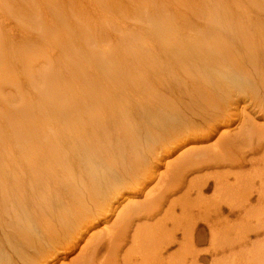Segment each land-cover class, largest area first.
<instances>
[{
  "label": "bare ground",
  "instance_id": "obj_1",
  "mask_svg": "<svg viewBox=\"0 0 264 264\" xmlns=\"http://www.w3.org/2000/svg\"><path fill=\"white\" fill-rule=\"evenodd\" d=\"M2 1L7 5L3 3L0 5L3 4L5 8L8 6L7 10L5 8L3 10L5 14L9 13L8 15L17 20L21 16L27 28L21 29L26 31L33 28L39 34L37 33L36 36L32 34L19 35L18 37L13 35L7 40L3 39L2 33L0 34V63H22L30 82L27 90L35 91L30 94L25 93L22 86L14 88L17 85V77L13 78L12 81H6L0 77V235H5L7 239L5 242L9 244L11 251L7 250L16 256L14 259L9 253L0 251V264H49L63 253L68 256L74 254L75 248L77 245L81 246L80 244L83 246L79 252L63 264H120V262L133 264L130 262L137 254L138 257H141L142 264H152L147 260V251L149 254L155 252L151 251L155 247H152L154 234L152 226H133L134 223L141 219L153 217L170 195L179 193L185 186L187 172L197 173L209 170V168H218L219 170L222 168L233 169L234 167V169H239V167H243L242 161L244 159L235 160L237 159L235 155L241 154L240 156H242L244 151L235 149L243 146L249 151L252 150V153H259L258 148L252 145L254 135L258 139L255 144L257 143L256 145L259 147L261 145V148L264 145V127L257 130V128L254 129L253 125L248 127V123L243 122L238 131H226V128L229 127L224 111V107L234 105L239 101L238 97H235V90H237V85L238 87L241 85L238 83L240 79L251 78L256 84H260L264 90V60H260L261 57H264V0H206L201 6V13L191 9L190 15L186 11L190 9L189 2L181 4L185 9L182 11L177 9L176 5L169 7L157 5V2L164 3V0H142L144 3H142V7H138V13L143 11L147 16V21L151 22L150 28L152 27L155 41L159 42V45L150 44L151 46L145 47L146 49L143 48L144 51L135 45L138 43L139 37L141 41L142 35H136L133 32L135 37L131 32L124 34L126 32L123 30H127L126 28L115 27L112 30L108 27L101 28L98 31V36H93V40H90L89 35L87 36L83 32L85 26L80 31L79 18L74 15L73 17L70 16L71 9H73L72 0L65 1L67 5L69 3V6L64 0L52 2L55 8L54 18L49 15L48 9L51 8L49 7L48 9L45 8L47 19L43 12L44 8L40 5L37 8L32 4H36L39 0H26V3L31 2L30 6L21 2L25 0ZM77 1L79 0H74V2ZM101 1H103L102 10L95 9V5L93 6V12L98 16L97 18L110 15L112 19L105 22L120 25L121 20L119 19H123L124 16H115L118 14L115 13V10L120 11L119 14L122 13L121 9L123 8L118 10L119 5L123 6L122 0ZM43 2L44 0H42ZM46 2H48V6L49 4L51 6L50 0H46ZM170 3L173 4L174 2ZM3 5H1L2 8ZM168 17L169 20H167ZM79 23L81 24V22ZM103 26H106L104 22ZM57 27L58 30H54ZM195 28H201V31L193 36L191 31ZM122 34L133 36V39L137 41L136 43L133 41L134 45L139 51L128 52L131 49L130 46L133 45L132 40L128 43L125 42V44L120 41V48L114 47L112 49L110 43L114 40H121L122 36L124 38L125 36ZM68 35L72 36L71 41L61 44L55 50L61 48L60 52L62 53L63 48L70 44L71 52L74 53L64 55L67 58L65 60L78 64H72L71 68L66 66V70L59 67V71H55L50 65L56 60V54L50 53L55 50H49L47 43L51 42L52 37L53 44H55L61 39L60 37L65 36L66 38ZM48 36L52 37L49 39ZM189 38L190 40L186 42L185 39ZM146 42L152 43L148 39ZM146 42L141 46H144ZM15 45L17 46L15 47ZM51 47L54 48V46ZM132 48L134 47L132 46ZM64 52L63 54H65ZM161 54H164L162 57L167 60V63H165L166 60L161 61ZM154 57L158 62L154 60ZM82 59L86 63H80L83 61ZM146 59L147 62L149 59V63H145ZM70 62L67 63L70 64ZM168 63L169 81L164 85L162 73H164L165 67L168 68ZM198 63L204 64L200 66ZM3 65L5 66V64ZM10 71L14 72L12 69ZM5 72L8 73L5 69L4 71L0 70V75ZM50 72H53L52 78L47 76ZM214 80L215 83H213ZM229 80L236 84L231 85ZM160 86L167 88L165 90L169 91L171 98L182 95L184 110L187 109L191 114L197 109L204 110L211 117L207 124L222 125L223 128L221 131L219 130L218 139L207 148L205 147L206 149L188 154L186 152L187 155L185 154L184 158L181 157V160L178 159L174 169L169 170L168 164L166 165L165 172H168L166 175L174 176L172 178L173 186L171 185L169 192H163L161 189L154 190L155 193L153 194V191L149 190L150 192H145V198L143 197L144 203H132L128 200L130 197H125V194L138 192L137 189L142 186V182L139 180L140 183H138L136 171L134 172V168L131 169L129 166L131 160L118 162L116 155L118 154L119 157L122 156L123 158V151H126V148L123 147L124 149L121 151L118 147L117 153L115 150L117 144L113 148L112 142L116 139L119 143L121 137L124 136L131 143L132 133L135 130H132L131 126V131H128L126 122L128 119L134 118L139 112L134 106L130 107V101L141 106L146 95L145 90H147V95L150 94L148 96L152 95L151 97L157 99L160 97L158 92ZM157 103L159 102L157 101ZM154 104L156 103L154 102ZM127 106H129V114H124ZM152 106L150 105V107ZM172 107L174 108V106ZM180 109L178 107V110ZM214 110L216 113H213ZM219 110L222 112L220 120L217 113ZM148 111V115L152 113L151 110ZM175 111L172 113L174 114ZM183 112L179 116L185 122L186 131L188 128L194 130V125L197 127L201 125L193 123L195 121L190 123L189 119L186 122ZM172 113L169 114L173 115ZM131 115L133 116L131 117ZM153 116L151 115V117ZM216 116L217 118H215ZM155 118L157 119V117ZM204 122L206 123L205 120ZM213 124V128L209 125V130L215 128ZM170 125L168 126L170 127ZM151 126L150 128L153 127ZM147 127L149 126L147 125ZM162 127L165 128L164 125ZM117 128H126L123 131V136L116 130ZM171 130L174 133L177 132L175 128ZM180 131L183 132V130ZM154 133L157 135L156 131ZM189 134L192 136V132ZM155 135H150L151 141L155 139ZM185 135L184 137L188 136ZM156 137L161 136L157 135ZM127 151L130 150L127 149ZM135 159L137 160V158ZM262 162L264 164V160ZM145 173H142V178L147 175ZM213 174L214 198L218 200L214 201L217 204L216 209L218 211H216L218 214L222 212L221 207H225L231 215H234L238 209H236L237 207L234 208L236 204L234 203L233 206L230 201L236 200L240 210L238 211L239 214L235 215L238 222H233L237 223V225L235 224L236 227H241L236 229L238 230L236 234H243L244 238H247L250 232L259 236L264 228V226L257 225H264V167L259 172L258 185L249 184V180L245 178L248 176L246 173V175H238V178L236 175L237 181L234 185L228 184V180V183L224 182L220 172ZM162 175H164L163 180L167 179L168 175L166 177L165 174ZM224 175L227 177L226 174ZM207 176L193 177L189 181L187 189L189 192L196 191L198 198L195 200H202L201 196L210 188V181L208 182L206 179ZM137 177L141 178L140 176ZM171 177L169 178L171 179ZM169 178L168 181H170ZM165 186L163 185V187ZM247 187H249V193L245 192ZM242 194L243 196H241ZM254 194L257 197V202L251 207L252 204L250 205V203ZM245 202L246 204H244ZM177 203L185 209L186 200L180 198ZM175 204L173 203V206ZM249 207L250 209H248ZM173 211L174 209L171 213ZM261 212L262 215H260ZM209 216L206 214L193 221H191V217V222L183 230V240L191 244L193 251L197 225L205 223L209 229V243L212 249L204 252L197 250L195 253L190 251L193 258L192 264H200L198 261L201 259L199 258L200 255H207L212 251L216 254L223 247H227L228 250L232 246V243L231 245L228 244L229 232L226 231L227 228L221 225L218 229L217 224L208 220ZM169 218L172 219V217ZM221 220L229 224L227 217ZM99 224H103L102 233H93V230H98ZM160 224L163 223L159 222ZM154 225V228L159 226ZM253 226L255 229H252ZM132 227H135L131 237L134 249L126 250L127 252L119 261L120 252L129 240ZM173 237L174 235L167 237L169 246L176 241ZM237 238L236 241H239ZM160 243L162 242L160 241ZM236 244L241 246L239 242ZM258 248H256V253H253L255 257L253 259H256L253 261L257 264H264V248H260L261 251ZM102 250L104 252L101 254ZM172 257L174 258L175 255Z\"/></svg>",
  "mask_w": 264,
  "mask_h": 264
},
{
  "label": "rangeland",
  "instance_id": "obj_2",
  "mask_svg": "<svg viewBox=\"0 0 264 264\" xmlns=\"http://www.w3.org/2000/svg\"><path fill=\"white\" fill-rule=\"evenodd\" d=\"M50 1H51V3L52 2H54V3L57 2L56 0H50ZM65 1H67V0H64V2ZM134 1L136 3L137 2L138 3L136 4ZM205 1L206 0H190V1L189 0H164L163 2L165 4L164 3H161V2H157V5H159L160 7H162V6H168L169 7L171 5H176V8L177 9H180L182 11H185L183 5H181V4L182 3H188L189 2V8L190 9H187L186 11L188 12V15H190L189 13L192 10H195L196 12L201 13V11H202L201 6L204 5ZM21 2L24 4V2L26 3V0L25 1H21ZM45 2H46V0H44L43 3H42V0H39L38 2H36V4H34V3H32V4L34 5V7H37L38 8V6L40 5V6H42V8H44L43 12L46 14V16H45L46 19H47V13H46L47 11L45 10V8L48 9L49 7H51V8L48 9L49 10V15L50 16L52 15V18H54L53 13H54V9L55 8L53 7V3L51 4V6H50V4L48 6L47 5L48 2H46V3ZM121 2L123 3V6L119 5L120 8H118V10L121 9V8H123V9H121L122 13L119 14L120 11L117 12L116 10H115V13H118V14H115L114 13L115 16L116 15L117 16L119 15V17L124 16L123 19L122 18L119 19V20H121L120 21L121 22L120 25L114 24V23L107 24L105 21H110L112 19L110 15H105L104 18L103 17L102 18H97L98 16L95 15V13L93 12V6L95 5V9H101L103 7V1H101V0H81V1L79 0L77 2H74V0H72V4L71 5H72V8L73 9H71L70 16L73 17V15H74L77 18H79L80 21L79 20L78 21L81 22V24L78 22L79 29L81 31V29H83V27L85 26L86 28L83 30V32L86 33L87 36L89 35L88 38H90V40H93V36L94 37L96 35L98 36L99 29H101V28H107V27L110 30H112L115 27H118V28H126L127 30H125V29L123 30V31L126 32L124 34H128V32L129 33L131 32L132 35H133V33H135L136 35L139 34L140 36L142 35V37H143V38H141V41H140V37H139V39H137L138 43L135 44L137 42L135 39H133V36L135 37V35L131 36L129 34L130 36H125L124 34H122V35L125 36L124 37L125 39L122 36L121 40L118 39V40L112 41L110 43V45H112V46H110L112 49L114 47L119 49L120 48V41H122L123 44H125V42L128 43V41H130V40H132L133 45H131V43L129 44V46L131 45L130 46L131 49H129L128 52L131 51L132 53L135 52V51H139L138 48H141L143 50V48L148 47L150 44H153V46H155L154 44L159 45V42L158 41H155V36L153 35L152 27L150 28L151 22L149 23L147 21V16L143 13V11H141L140 14L138 13V11H139L138 10V7H142V3H144V2H142V0H122ZM170 2H174V3L171 4ZM0 3L6 4L2 0H0ZM65 3L67 5V2H65ZM3 4H1V5H3ZM26 4L30 6L31 5V2H27ZM44 4H46L48 7L46 5L44 6ZM140 4H141V6H140ZM1 5H0V34L2 33L1 36L4 37L3 39H6L7 40L8 38H11L13 35H16L18 37L19 35L20 36L21 35L22 36L23 35H26L27 36V35H31L32 34V35H35L36 36L37 33L39 34V32L38 31H35L33 28H29V30H26V31L23 30V29H21V28H26V25L22 21L21 16H19V18H18L19 20H17L16 18L8 15L9 13L8 14H5V12H3L5 6L3 5L4 7L2 8ZM67 6H69V3H68ZM124 6H125V9H124ZM7 9H8V6H7V8H5V10H7ZM50 9H51V11H50ZM74 20H76V19H74ZM167 20H169V17L167 18ZM103 22L106 24V26H103ZM49 25H51V23H49ZM22 26H24V27H22ZM56 29L58 30V27L55 28L54 30H56ZM66 30H67V28H66ZM199 31H201V28H199V29L198 28H195V29H193L191 31V35L195 36V35L199 34L198 33ZM54 32H56V31H54ZM148 34H150V35H148ZM145 36H146V38H145ZM51 37L52 36H48L49 39ZM119 37H121V36H119ZM52 38H51V42L50 43H47V45H49V50H51V49H54L55 50V48L59 47L61 44H64V43L66 44V43L70 42L71 39H72V36L68 35L66 38H65V36L63 38L60 37L61 38V39H59L60 41L58 40V42H56L55 44H53ZM147 39H148V41H151L152 43L149 42V44H148L146 42ZM185 40L187 42V40H190V38L189 39H185ZM144 42H146L147 44L145 43L144 46L143 45L141 46V44H144ZM134 44L137 47L138 46L139 47L137 48ZM50 45L51 46H54V48H52ZM69 45L68 46H65L63 48L64 50H62V53L60 52L61 51V48H59L58 50H55V51L50 52V53H53L52 55L56 54V60L55 61L53 60L54 63L53 62L51 64L49 63L52 66V69L53 70H55V71L58 70L59 71L60 68H62L63 70H66V66H70V68H71L73 65L78 64V63H72L69 60L68 61L65 60L67 58H65L66 56H64V55H66L68 53L69 54L70 53H74V52H71L72 51L71 48H70L71 45L70 46ZM16 46L17 45H15V47ZM132 46L134 48H132ZM64 51H66V52H64ZM63 52L65 54H63ZM125 53H127V52H125ZM140 53H142V52H140ZM162 56H164V54H161L160 57H162ZM168 56H169V53H168ZM60 57H61V59H60ZM155 59L156 58L154 57V60ZM80 60H79V62H80ZM165 60H166L165 58H163V57L161 58V61L162 62H164ZM260 60L263 61L264 60V57H261ZM66 61L68 63L70 62V64H68ZM155 61H157V60H155ZM146 62H147V59L145 60V63ZM80 63H86V61L83 60ZM147 63H149V59H148V62ZM165 63H167V60H166ZM0 64L2 65L0 67V70L1 71H4V69H5V71H8V73L5 72V73H2L0 75V77L2 79H5L6 81H8V80L9 81H12L13 78L17 77V80H18L17 81V85H19V86L15 85L14 88L21 87L22 86V87H24V92L25 93H30L31 94V93H34L35 92V91L33 92V91H28L27 90L28 84L30 82H29V79H28V75H26L27 72H25V70L23 69L22 63L17 62V63H0ZM3 64H5V66ZM198 65L202 66L201 63H198ZM146 66H148V65H146ZM10 69H12L14 72L10 71ZM164 69H165V70H163L164 73H162V76H163V80L162 81L164 82V85H166L168 83V81H169V63H168V68L165 67ZM149 71H151V70H149ZM52 74H53V72H50L49 74H47V76H49L48 78H52L53 77ZM147 74H149V73L147 72ZM2 76H4V77H2ZM29 77H30V75H29ZM244 79H246V80L240 79V81L238 83H240L241 85H239V87L237 85L238 88L236 87L237 90H235V94H236L235 97L236 98L238 97L237 99H239V101H238L239 103L237 102V103H235L236 105L235 104L234 105L232 104V105H230L228 107L227 106L224 107L225 108L224 109L225 115L227 116V117L225 116L226 117V122H227V125L229 127V128H226V131H228V130H230V131H233V130L238 131V128L241 127V123H243V122L246 123V124L248 123V125H247L248 127H251L253 125L254 126V129L257 128V130H259L260 128L264 127V90L260 87V84H256V82L253 81L251 78H244ZM49 80H46V81H49ZM215 82L216 81L214 80L213 83H215ZM228 82H230L231 85L236 84L233 81H232L233 82V84H232V82L230 80ZM7 83H9V82H7ZM9 86L12 87V85H9ZM165 89H167V88L166 87H163V86H160V89L158 91L159 94H160L159 95L160 97H157V99H154L153 97H151L152 95L151 96H148L150 94L147 95V90H145L144 92H145L146 95L143 93V95H145V96L143 98V101L141 102V106L140 105L138 106L134 102H131L130 101V107L131 106H134L135 108H137V111L139 112L138 114H136L134 116V118L132 117L133 115H131L132 118L128 119V121L126 122L127 123L126 128L128 129V131H131V128H130L131 126H132V130H135V132L133 131V133H132V140L130 139L131 140V143H130L129 140H127L126 137L124 138V136H123L124 135L123 134V131L126 128H119V129L117 128L116 130H118V132L121 133L122 136H123V137H121V140L122 141L119 140V143H118L116 141V139H115L112 142V146L114 145L113 148H115V146L117 144V146H116L117 148L115 149L116 151H117L118 147H119V149L121 151H123V149L126 148L125 149L126 151H123V153H124L123 158H122V156L119 157L118 154L116 155L118 157V162L119 161L121 162L123 160L125 162H128L129 160H131L129 166L131 167V169L134 168V170H133L134 172L136 171L135 174H136V179L138 178V183H140L139 180L142 182V186L138 187V189H137L138 192H132V193H129V194H125V197H127V196L130 197L128 200L130 202H132V203L133 202L138 203V204L140 202H141V204L144 203L142 200H144V198H145L144 195H146L147 191L150 192L149 190L153 191L152 192L153 194L155 193V191H158V190H161V189H163V190H161L163 192H165V191L166 192H169V188L173 186V179L172 178L174 176H172L171 174H167L168 177H166L167 176L166 173H168V172H165L166 169H167V166L166 165L168 164L169 170L170 169H174V166H175L176 162H178V159L181 160L182 159L181 157L184 158L186 152L188 154V153H191L193 151H198V150L206 149L209 145H211L213 142H215L218 139V137L220 135L219 133H220V131L223 128L222 125H214L213 123H208L207 124V121H210L211 120L210 119L211 117L208 116L209 114L207 115L206 114L207 112H204V110L197 109V110H195V112L193 114L189 113L187 111V109L184 110L185 106H184V101L182 100V95H180V96H177L176 95V97L175 96H172V98H171V96H169V91H167ZM231 90H234V89H231ZM21 92H22V90H21ZM247 92H248V94H247ZM178 97H179L180 101H179ZM151 98L154 99V100H152ZM164 99H165V101H164ZM157 101L159 103H157ZM154 102L156 104H154ZM258 104H259V106H258ZM150 105L151 106L153 105L155 107H153V106L150 107ZM172 106H174V108ZM178 107H179V109L180 108L181 109L178 110ZM162 108H163V111L164 110L165 111L167 110L166 111L167 113L166 112H163L162 111ZM148 110H151L152 111V113H150L149 115H148V112H149ZM175 110H177V111H175ZM118 111H116V112L119 113ZM128 111H129V106H127V108L125 109L124 114L125 113H128L129 114ZM174 111H175V113L173 114L172 112H174ZM182 112L185 115L186 122L188 121L187 119H189L190 120V123L193 122V121H195L193 123H197L198 125L199 124H201V125H199L198 127L196 125H194L195 126V129L194 130H193V128L192 129L188 128V130H187L188 132H187L186 131L187 128L186 129L184 128L185 122H183V120L180 117ZM169 113L170 114L172 113L174 116L173 115H170ZM213 113H216V111L213 112ZM217 113H218L219 120H220L221 119L222 112L219 110ZM154 114H155V116H153ZM151 115L153 117H151ZM175 115H177L178 117L175 116ZM155 117H157V119ZM163 117L164 118L166 117V118L164 119ZM202 118H204V119L202 120ZM215 118H217V116ZM166 119H168V120H166ZM170 120L171 121L173 120L172 123H171ZM204 120L206 121V123L204 122ZM133 121H134V123H133ZM152 121L155 122L156 124L153 123ZM169 121H170V123H169ZM169 124H171V125L175 124V125H173L172 127L170 125V127H171L170 128L168 126ZM205 124H207L208 126L205 125ZM212 124L214 125L215 128L209 130V125L212 126ZM147 125L149 127L146 128ZM151 125L154 128L156 127L155 130H154V128ZM163 125H164L165 128L162 127ZM179 125H181L182 127L181 126L180 127L183 128V129H181L179 127ZM150 126L152 128H150ZM223 126H225V125L223 124ZM167 127H168V129H167ZM173 127L175 128V131L177 130L178 133L177 132L174 133L171 130V129H174ZM157 128L159 129V131H158ZM197 128H198V130H197ZM202 128H203V131H201ZM212 128H213V126H212ZM143 130L145 131L144 133H143ZM147 130L150 131V132H148ZM180 130H183V132L180 131ZM155 131H156L157 135H160L161 137H156L157 135H155V133H154ZM171 131L173 132V134L171 133ZM254 131L256 132V130H254ZM190 132H192V136L193 137L191 136V134H189ZM135 133H137V134H135ZM193 133H195V135H193ZM149 134L150 135H152V134L155 135L154 136L155 139L151 141ZM176 134H177V136H176ZM185 134L188 135V136H186ZM173 135H175V136H173ZM184 135L186 137H184ZM253 138H254V142H253ZM157 139L158 140H161V141H158ZM201 140H202V142H201ZM144 141H147L148 143L147 142H144ZM177 141H179V142H177ZM158 142H160V143H158ZM255 142H258V139L256 138V135H254L252 137V145H254L256 148H258L259 153H257V154H255V152L252 153V150L249 151V149H247V148L245 149V147H243V146L242 147L240 146L238 149H235L237 151H244V154L242 156H240L241 154L240 155L239 154L235 155V158H237L235 160L241 161L240 160L241 158L244 159V160L242 159L243 160L242 161V166L243 167H239V169L238 168L237 169H234V167H233V169H225V168H222V169H219V170H218V168L217 169H213V168L211 169V168H209V170H204L202 172H197V173H195V172H192V173L189 172L188 173L187 172L186 174H188V175L185 176V182H184V185L185 186H183V188L181 190L182 192L179 191V193L177 192L176 194L170 195L168 197V200H166L164 202L163 206L160 208V210L157 213H155L156 215H154L153 217H151L149 219H141V220H139V222H141L140 224H139L138 221L135 222L136 224L134 223L133 226H135V225L136 226H142V225H144L145 227L152 226V232L154 233L153 234V239H152V242H153L152 247L153 246H155V247H153L152 250L151 249L150 250L151 251H155V252H152V253L149 254V252L147 251V254H148L147 260L150 261V263H152V264H168V263L169 264H177V263H179V264L180 263L181 264H184V263L185 264H189V263L192 264L193 263L192 262L193 258L191 257L192 256L191 253H193V252L195 253V251H197V250L198 251L201 250L203 252L204 251H210L212 248H211L210 243H209V229H208V227H207V225L205 223L204 224L203 223H199L200 225L199 224L197 225V229L195 230V234H194L195 237H194L193 245H194L195 248L193 247V251L191 250V248H192V246H190L191 244H188V243H186L183 240L184 239L183 238V230L188 225V223H190L193 220H198L201 216L207 214V216L210 215L209 218H208V220L211 221V223L214 222L215 224H217L218 229L220 228L221 225L224 228L225 227L227 228L226 231L229 232L228 233V238H227L228 239V244L231 245V243H232V246L228 250H227V247L226 248L223 247V249L222 250H219L218 253H216V254L212 251V252H210L207 255H200L199 258H201V259L198 260L200 262V264H215V263L216 264H257L256 262L253 261V260H256V259H253V258H255L254 257V254L256 253V251H257L256 248H258V246L261 245L258 248L259 251H261L264 248V228L262 229L263 231H262V233L259 236L258 235H255V234H252L251 232L248 234L247 238H244L243 237V234L242 235L240 233H239V235L236 234V233H238V230H236V229L237 228H239V229L241 228L239 226L236 227L235 224L237 225V223H234V222H238L236 220L235 215L237 213L239 214L238 211L240 210V206H238V204L236 203V200L235 201H230L231 202L230 203L231 205H233L234 203L236 204V206L234 208L237 207L236 209H238V211H236V213L234 215L233 214L231 215L229 213L230 211L228 212L225 207H221L222 208V212H219V214H218V212H217L218 209H216L217 204H215L216 202L214 201V200H216V201H218V200L214 198L215 197L214 196V192H213V188H214V184L213 183H214V180L212 179V177L214 175L213 173L220 172V175L222 174L221 177H223V181L224 182H227L228 183V181H229L228 184H231V185L233 184L234 185V183H236V181H237V179H235L236 178L235 177L236 175H237V178H238V175H246L247 174L248 176L245 177V178H247L249 180V184L258 185L259 179H260V178H258L259 172L264 167V164L262 162L264 160V154H263V152H264V145H262V148H261V145L259 147V145H256L257 143L255 144ZM160 145H164V146H160ZM152 148H153V151H152ZM127 149L130 150V151H127ZM135 149H136V151H135ZM242 149H244V150H242ZM259 149H261V150H259ZM132 151H134V152H132ZM164 151H167V152H164ZM130 152H132V153H130ZM117 153H118V151H117ZM126 158H129V159H126ZM135 158H137V160ZM140 158H142V159H140ZM139 162H140V164H139ZM145 162L148 163V164H146ZM171 163H173V164H171ZM143 164H145V165H143ZM141 165H142V167L140 168ZM170 166H173V167L171 168ZM138 168H139V170H138ZM149 170H151V171H149ZM258 170H259V172H257ZM252 171H254L256 174L253 172L254 173V175H253ZM137 172H138L139 175L137 174ZM143 172H146L147 175L145 173L146 176L142 178V173ZM162 174H165V177L167 179L172 176L171 179L169 178L170 181H168L167 179H165L167 181L163 180L164 179V175H162ZM224 174H226L227 177H225ZM206 175H208L206 177V179L208 180V182L210 181L209 182L210 183V188L201 196L203 198L202 200L201 199L195 200L196 198H198V197H196V195H197L196 194V191L189 192V189H187V187L189 186V181L191 180V178L193 179V177L194 178L197 177V176L198 177L199 176H204L205 177ZM255 175H256V177H255ZM137 176H140L141 178L139 179V177H137ZM146 177H147V179H144ZM210 177H211V179H210ZM159 178L162 179V180H160ZM250 181H252V182H250ZM254 181L255 182L257 181V182L255 183ZM166 183H169L170 185L169 184H166ZM163 185L164 186L166 185V186L163 187ZM156 186H157V188H156ZM158 187H159V189H158ZM249 191H250L249 190V187H247V191L245 190V192L246 193H249ZM185 194H187V195H185ZM243 194H245V193H243ZM243 194L241 196H243ZM180 198L186 200V205H185L186 207H185V209H184V207H182L181 205H179L177 203L178 202V199H180ZM256 199H257V197L254 194L252 196L251 203H250V205L252 204L251 207H253L256 204V202H257ZM173 201H176V202H173ZM196 202H198V203L196 204ZM170 203H171V206H170ZM173 203H176L175 206H173ZM244 204H246V202ZM191 206H193V207H191ZM191 208H192V210H191ZM171 209L172 210L174 209L173 213H171L172 212ZM248 209H250V207ZM243 212L245 213L246 211H243ZM243 212H242V214H244ZM262 212H261L260 215H262ZM216 215L219 216V217H217ZM168 216L169 217H172V219L169 218ZM253 216L254 217H257L255 215H253ZM191 217H192V220H191ZM214 217H215V219H214ZM226 217H227V221H229V224L228 223H224L223 220H221V219H226ZM173 218H175V219H173ZM217 219H219V220H217ZM148 220H150V221H148ZM171 221H173V222H171ZM179 221H182V222H179ZM159 222L160 223H163V224H160L159 225ZM137 223H138V225H137ZM255 223H257V222L255 221ZM154 224H157L159 226L154 228L153 227V226H155ZM171 224H173V225H171ZM257 225L264 226L263 224L262 225L257 224ZM232 227H235V228H232ZM230 228H231V230H230ZM102 229H103V224H99L98 230L97 229L93 230V233L100 234V232L102 233ZM133 229H135V227L134 228L132 227V229H131V232L129 234V240L126 243L127 246L124 245V247L122 248V251L120 252L121 257H119V261L122 259V257L124 256V254L127 251H129V249H134L133 248L132 239H131V237L133 235ZM252 229H255L254 226L252 227ZM171 230H173V231L172 232H169ZM173 235H174L176 241L174 240L175 243H173L172 245L169 246L167 244V237H171ZM240 236H242V237H240ZM0 237H1V241H0L1 242V244H0L1 249H0V251H4V252L9 253L11 255V258H14L15 259L16 258L15 254L14 253H11V252H9L7 250V249H9L11 251V249L9 247V244L7 242H5L7 240L6 237H5V235L2 236V234H1ZM174 237H173V239H174ZM236 238L239 239V241H236ZM160 241L162 243H160ZM235 241H236V243L239 242L241 244V246L239 244L234 243ZM181 243H182V245H181ZM80 245L81 246L77 245V247L75 248V253L72 254L73 256L72 255H69L68 256V255H65L63 253L62 255H60V257L58 259H56L55 261H53L52 263H49V264H63V263H67L71 258L74 257L75 254H77L79 252V250L81 249V247L83 246V244H80ZM166 245L169 246V247H167ZM104 246H106V244H104ZM159 247L160 248L162 247L163 249L162 248L160 249ZM157 248H159V249H157ZM184 248H187V249H184ZM253 248H255V249H253ZM260 248H262V249H260ZM123 249H124V251H123ZM251 249H252V251H251ZM231 250H232V252H231ZM190 251H191V253H190ZM103 252H104V250H102L101 254ZM135 252H137V250H135ZM171 255L172 256L175 255V257L173 258ZM188 255H189V257H188ZM153 256L154 257L156 256V259H154ZM176 256H177V258H176ZM149 257L150 258H153V259H150ZM215 257H216V259H215ZM167 258L168 259L170 258V259L168 260ZM258 259H259V257H258ZM213 260H216V261H213ZM130 263H133V264H142L141 257H138V254L135 255V257L133 258V261L131 260ZM120 264H124V263H121L120 262ZM143 264H145V263H143Z\"/></svg>",
  "mask_w": 264,
  "mask_h": 264
}]
</instances>
